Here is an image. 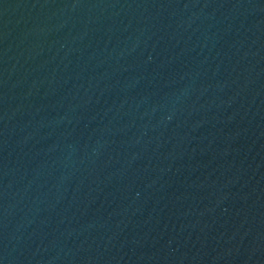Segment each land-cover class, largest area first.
Masks as SVG:
<instances>
[{
	"label": "water",
	"instance_id": "water-1",
	"mask_svg": "<svg viewBox=\"0 0 264 264\" xmlns=\"http://www.w3.org/2000/svg\"><path fill=\"white\" fill-rule=\"evenodd\" d=\"M0 264H264V0H0Z\"/></svg>",
	"mask_w": 264,
	"mask_h": 264
}]
</instances>
